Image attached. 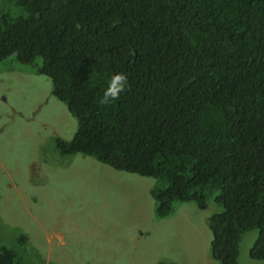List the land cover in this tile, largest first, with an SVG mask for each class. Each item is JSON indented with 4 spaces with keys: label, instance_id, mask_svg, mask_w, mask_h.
Segmentation results:
<instances>
[{
    "label": "trees",
    "instance_id": "1",
    "mask_svg": "<svg viewBox=\"0 0 264 264\" xmlns=\"http://www.w3.org/2000/svg\"><path fill=\"white\" fill-rule=\"evenodd\" d=\"M0 8V60L50 81L76 120L60 155H88L152 177L155 213L172 201L220 210L206 218L210 256L264 259V0H14ZM127 75L118 101L99 103ZM14 253L0 247V264ZM159 264H174L159 262Z\"/></svg>",
    "mask_w": 264,
    "mask_h": 264
},
{
    "label": "rangeland",
    "instance_id": "2",
    "mask_svg": "<svg viewBox=\"0 0 264 264\" xmlns=\"http://www.w3.org/2000/svg\"><path fill=\"white\" fill-rule=\"evenodd\" d=\"M13 2L0 8L14 14ZM75 129L48 78L0 60V247L13 264H219L206 225L220 210L213 194L203 205L172 201L159 217L154 178L56 151L55 137ZM256 234L242 232L235 264H264L248 255Z\"/></svg>",
    "mask_w": 264,
    "mask_h": 264
},
{
    "label": "clouds",
    "instance_id": "3",
    "mask_svg": "<svg viewBox=\"0 0 264 264\" xmlns=\"http://www.w3.org/2000/svg\"><path fill=\"white\" fill-rule=\"evenodd\" d=\"M129 87L130 85L126 74L121 72L113 74L108 80L106 88L103 90L99 103L107 106L114 101H118L121 94L126 92Z\"/></svg>",
    "mask_w": 264,
    "mask_h": 264
}]
</instances>
